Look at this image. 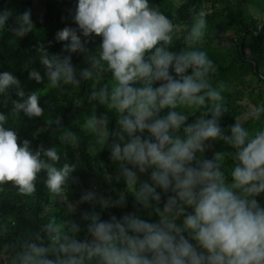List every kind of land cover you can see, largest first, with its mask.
I'll return each instance as SVG.
<instances>
[{"label":"clouds","instance_id":"clouds-1","mask_svg":"<svg viewBox=\"0 0 264 264\" xmlns=\"http://www.w3.org/2000/svg\"><path fill=\"white\" fill-rule=\"evenodd\" d=\"M184 2L173 0V6L180 8ZM245 11L262 21L256 7ZM12 15L9 9L0 10V33ZM206 15L204 10L196 12L181 30L150 0H77V28L65 26L55 33L57 42L67 41V55L50 54L43 44L38 47L48 89L90 82L87 98L94 104L83 118L84 127L97 135L101 148L110 149V159L120 162L117 179L159 219L149 222L128 213L103 220L96 205L101 210L123 207L125 196L113 200L86 191L80 201L93 209L81 216L87 221L86 239H77L81 226L75 221L58 222L49 216L21 243V251L9 245L0 248V264H264V126L257 127L264 122V104L244 109L228 132L221 129L219 118L228 111L224 93L232 88L213 86L217 65L200 50ZM14 24L16 39L31 31V10L16 15ZM91 36L100 37L94 54L86 48ZM178 41L183 47H176ZM73 53H84L88 65L78 73L71 63ZM28 78L42 81L35 69ZM10 88L18 99L11 101L9 114L0 112V192L11 181L18 196L31 197L43 173L48 193L64 198L76 165L57 167L55 146L40 144L33 150L27 139L18 144L16 131L5 125L21 112L29 118L42 116L41 94H26L16 76L0 71V99L7 98ZM256 92L259 98V87ZM97 104L117 116L120 128L112 133L111 144L108 119L96 115ZM166 108L167 114L161 115ZM249 121H254L252 129ZM53 122L60 124L59 119ZM59 139L75 147L79 138L64 129ZM213 140H222L231 151L206 158ZM137 172H148L150 182L137 185ZM161 193L167 197L162 208L156 206ZM8 231V224L0 221V239ZM9 251L13 255L8 256Z\"/></svg>","mask_w":264,"mask_h":264},{"label":"trees","instance_id":"trees-1","mask_svg":"<svg viewBox=\"0 0 264 264\" xmlns=\"http://www.w3.org/2000/svg\"><path fill=\"white\" fill-rule=\"evenodd\" d=\"M150 3L169 15L181 30L196 12L206 11L207 29L199 44L200 50H204L217 65L218 70L211 78L213 86L225 84L232 88L230 92L224 93L228 111L219 118L221 129L228 132L236 117L244 113V101L252 102V105L264 104V0H185L180 8L173 6V0H150ZM76 4L77 0H0V10L9 9L13 14L6 23L5 30L0 33V71H9L16 76L26 94L32 91L40 93L38 103L43 109L40 117L29 118L22 112L15 120L10 116L5 127L16 131L18 144L24 139L29 140L33 150L40 144L45 148L55 146L60 155L57 167L64 163L76 165L64 198H54L48 193L43 183V173L39 174L36 191L31 197L18 196L11 181L4 185V191L0 192V221L8 224L9 231L0 239V248L9 245L15 251H21V243L32 233L39 231L49 216L58 222H62V218L75 221L81 226L77 239H86L87 221L82 220L81 216L84 212L93 210L89 203L80 201L81 194L86 191H93L113 200L118 199L121 194L125 196L126 203L123 207L101 210L96 205L94 210L100 212L103 220H108L112 215L119 219L128 213L140 215L149 222H157L159 219L153 209H145L135 200L134 194L127 189L122 179H117L120 162L110 159V149L101 148L102 145L96 142L97 135L84 127L83 118L91 114L94 104L87 98L90 82L87 84L82 81L79 88L70 85L58 89L47 88L45 69L39 62L37 49L43 44L50 54L61 57L67 55L63 49L67 41L57 42L55 33L65 26L77 28L73 20ZM249 6L262 11V21L255 19L249 11L246 13L245 9ZM25 10H31L34 28L22 38L16 39L11 31L15 27L14 17ZM77 31L79 34L78 29ZM99 43V36L89 37L86 44L88 53L94 54ZM176 47H183V41L176 42ZM71 63L77 73L88 67L84 53H73ZM33 69L40 72L41 82L28 78ZM251 83H255V86L252 87ZM257 87L260 88L259 98L256 96ZM14 99L18 97L14 88H10L7 98L0 99V112L9 114L12 109L11 101ZM167 111V108L164 109L161 115H166ZM95 113L97 116L107 117L108 143L111 144L114 139L112 133L120 128L115 112L97 104ZM56 119H59V125L53 122ZM191 119L190 117L189 122ZM253 123L254 121H249L247 127L252 129ZM259 126H264V122H257V127ZM64 129H69L78 136L75 147L60 141L59 135ZM210 143L211 147L205 153L206 158H212L215 152L231 151L222 140ZM145 181H149L148 172H137V185ZM166 198L161 193V201L156 206L162 208ZM69 205L72 206L71 210ZM10 220L14 221V225L8 223ZM179 223L177 220V224ZM7 255L11 256L13 252L9 251Z\"/></svg>","mask_w":264,"mask_h":264},{"label":"rangeland","instance_id":"rangeland-1","mask_svg":"<svg viewBox=\"0 0 264 264\" xmlns=\"http://www.w3.org/2000/svg\"><path fill=\"white\" fill-rule=\"evenodd\" d=\"M256 16L258 17V15H257V13H256ZM250 103H252V102H247V101H244V103H243V106H244V109H248V107L249 106H255V105H252V104H250ZM257 198H259V197H257ZM261 200V199H260ZM261 202H262V200H261ZM264 204V203H263ZM182 219V218H181ZM179 221H180V223H181V220L180 219H178ZM177 222V221H176Z\"/></svg>","mask_w":264,"mask_h":264}]
</instances>
